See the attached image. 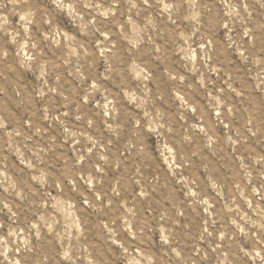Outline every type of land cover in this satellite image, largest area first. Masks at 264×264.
I'll return each instance as SVG.
<instances>
[{
  "label": "rangeland",
  "instance_id": "obj_1",
  "mask_svg": "<svg viewBox=\"0 0 264 264\" xmlns=\"http://www.w3.org/2000/svg\"><path fill=\"white\" fill-rule=\"evenodd\" d=\"M0 264H264V0H0Z\"/></svg>",
  "mask_w": 264,
  "mask_h": 264
}]
</instances>
